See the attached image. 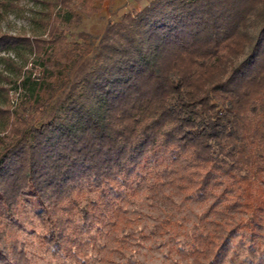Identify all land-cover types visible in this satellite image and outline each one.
<instances>
[{"label": "trees", "instance_id": "trees-1", "mask_svg": "<svg viewBox=\"0 0 264 264\" xmlns=\"http://www.w3.org/2000/svg\"><path fill=\"white\" fill-rule=\"evenodd\" d=\"M19 2L0 0V19ZM50 19L48 40L0 33V53L28 50L49 68L30 83L29 112L0 106L10 131L0 135V264H33L2 242L19 231L67 264H90L80 250L90 230L114 223L141 187L165 184L246 214L200 233L214 244L206 264L264 261V0H149L96 43L79 33L83 49L64 48ZM236 237L247 252L235 263Z\"/></svg>", "mask_w": 264, "mask_h": 264}, {"label": "rangeland", "instance_id": "rangeland-1", "mask_svg": "<svg viewBox=\"0 0 264 264\" xmlns=\"http://www.w3.org/2000/svg\"><path fill=\"white\" fill-rule=\"evenodd\" d=\"M148 2L149 0H92L96 11L87 15L80 10L77 0H70L66 7L50 6L46 0H20L15 9L0 19V33L48 40L50 34L47 21L52 17L49 21L58 28L64 48L72 49L77 43L83 49L85 44L79 33L90 34L92 42L96 43V38L102 34L108 22L140 9ZM44 46L49 50L53 44L50 42ZM21 51L22 53L13 50L0 53V85L8 93L6 103L3 91L0 92V106L14 110V115L29 112L32 92L30 83L32 80L38 81L49 71L48 66L42 64L37 55L28 50ZM95 51L96 48L91 53ZM7 56L13 62L9 63L1 58ZM85 59H89V56ZM25 77L30 79L22 86L19 83ZM4 123L5 120L1 118L2 136L10 132L4 128ZM184 193L172 184L161 185L157 189L141 187L132 200L123 202L124 209L120 210L114 223L108 221L95 237V229L90 230L92 237L80 248L83 254L81 256L88 257L90 264H206L214 244L208 241V237H199L200 233H221L237 217L246 214L235 211L231 218L220 213V207L211 209L213 197L208 195L204 199L184 200ZM2 242L9 247L14 246L17 251L22 250L33 264H67L71 260L55 255L29 233L19 231L14 237H3ZM233 248L229 255L233 256L236 263L244 258L247 250L239 237L235 238ZM251 255L254 256V253ZM246 257L245 264H252ZM260 264H264V261Z\"/></svg>", "mask_w": 264, "mask_h": 264}]
</instances>
